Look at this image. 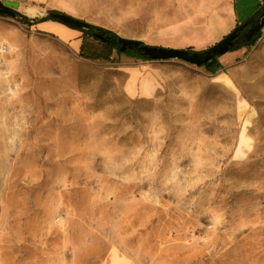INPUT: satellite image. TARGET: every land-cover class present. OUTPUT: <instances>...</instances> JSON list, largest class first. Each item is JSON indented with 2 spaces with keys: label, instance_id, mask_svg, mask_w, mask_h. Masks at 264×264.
<instances>
[{
  "label": "rangeland",
  "instance_id": "1",
  "mask_svg": "<svg viewBox=\"0 0 264 264\" xmlns=\"http://www.w3.org/2000/svg\"><path fill=\"white\" fill-rule=\"evenodd\" d=\"M13 1L17 17L0 14V264H264V42L218 56L215 73L111 49L87 59L65 24L40 19L214 42L193 1ZM258 3L234 0L240 22Z\"/></svg>",
  "mask_w": 264,
  "mask_h": 264
},
{
  "label": "water",
  "instance_id": "2",
  "mask_svg": "<svg viewBox=\"0 0 264 264\" xmlns=\"http://www.w3.org/2000/svg\"><path fill=\"white\" fill-rule=\"evenodd\" d=\"M18 2L13 0H0V14L10 17H17ZM53 18L71 28L89 29L92 24L73 17L64 12H51L46 17L40 19L45 21ZM255 19V20H254ZM250 26L242 33L245 39L249 40L259 30L264 23V6L260 9V14L254 18ZM249 21H243L232 28L227 34L223 35L218 41L209 45L203 50H192L189 47H169L154 44H147L138 39L118 37L116 43L119 44L118 50L125 52L126 50L138 51L142 56L151 60H167L178 59L195 65H202L212 56L222 55L232 46L234 39L238 36L241 29L248 24ZM97 35V34H96Z\"/></svg>",
  "mask_w": 264,
  "mask_h": 264
},
{
  "label": "crops",
  "instance_id": "3",
  "mask_svg": "<svg viewBox=\"0 0 264 264\" xmlns=\"http://www.w3.org/2000/svg\"><path fill=\"white\" fill-rule=\"evenodd\" d=\"M188 1H191V3L196 2V8L194 7L195 9L193 12H195L199 18L208 19L209 21V23L206 21L203 27H196L195 30H201L204 35L210 37L212 39L210 40L213 42L218 41L237 24L241 23L235 12L234 0H223L221 6L218 4L217 0ZM259 2H261V0H259ZM54 24L61 31L63 30L61 35H64L65 39L70 41L69 43L72 48L77 50L81 42L79 32L57 22H54ZM235 52L236 51H233L232 54H235Z\"/></svg>",
  "mask_w": 264,
  "mask_h": 264
},
{
  "label": "trees",
  "instance_id": "4",
  "mask_svg": "<svg viewBox=\"0 0 264 264\" xmlns=\"http://www.w3.org/2000/svg\"><path fill=\"white\" fill-rule=\"evenodd\" d=\"M264 0L258 3V8L255 11L254 15L247 19L248 23H251L254 18H256L260 14V9L262 8V4ZM4 15V14H1ZM22 21L27 22L25 17L21 18ZM55 21V19H51ZM81 42L79 44V55L87 58V59H102V60H109L110 58V49L116 51V53L121 54L118 50L119 44L116 43V39L118 35L102 26L92 25L89 29H81ZM97 34V35H96ZM86 36L91 37V40L97 41L102 44L105 48H107V53L105 55H99L90 45V42L86 39ZM256 41V35L252 36L249 40L245 39L242 34H238V36L234 39L232 46L229 47L230 51L237 50L241 47L249 46ZM89 43V44H88ZM125 54H136L139 58L143 60H147L148 58L142 56L138 51L135 50H126ZM218 56H212L207 62L203 63L201 66H204L205 69L210 73H215L219 68H221V64L218 61Z\"/></svg>",
  "mask_w": 264,
  "mask_h": 264
},
{
  "label": "built area",
  "instance_id": "5",
  "mask_svg": "<svg viewBox=\"0 0 264 264\" xmlns=\"http://www.w3.org/2000/svg\"><path fill=\"white\" fill-rule=\"evenodd\" d=\"M255 35H256L257 42H264V23L260 26L259 30L257 31Z\"/></svg>",
  "mask_w": 264,
  "mask_h": 264
},
{
  "label": "flooded vegetation",
  "instance_id": "6",
  "mask_svg": "<svg viewBox=\"0 0 264 264\" xmlns=\"http://www.w3.org/2000/svg\"><path fill=\"white\" fill-rule=\"evenodd\" d=\"M264 6V3L262 4V7ZM259 16V15H258ZM255 20V19H254ZM252 23V22H251ZM251 23H248L246 26H244L241 31L239 32L240 34H242L249 26Z\"/></svg>",
  "mask_w": 264,
  "mask_h": 264
},
{
  "label": "bare ground",
  "instance_id": "7",
  "mask_svg": "<svg viewBox=\"0 0 264 264\" xmlns=\"http://www.w3.org/2000/svg\"><path fill=\"white\" fill-rule=\"evenodd\" d=\"M218 4L221 6L223 4V0H217ZM222 8V7H221ZM55 29V28H54ZM56 30V29H55Z\"/></svg>",
  "mask_w": 264,
  "mask_h": 264
}]
</instances>
